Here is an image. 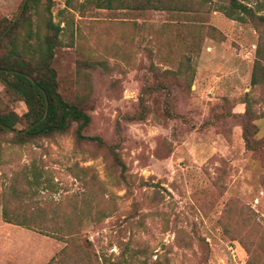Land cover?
Here are the masks:
<instances>
[{"label": "rangeland", "instance_id": "obj_1", "mask_svg": "<svg viewBox=\"0 0 264 264\" xmlns=\"http://www.w3.org/2000/svg\"><path fill=\"white\" fill-rule=\"evenodd\" d=\"M124 1L72 0L70 10L51 0L46 12L38 0L15 32L22 47L28 33L31 44L34 32L51 35L48 19L61 28L51 61L58 92L81 105L84 135L103 144L77 142L75 124L25 143L0 132V220L6 208L46 234L76 225V245L56 264L120 254L127 264H264V85H251L264 26L227 18L218 8L228 0H174L179 7L163 11ZM22 2L0 0V20ZM140 98L145 119L124 120ZM0 110L21 116L26 106L3 98ZM18 238L40 249L37 264L64 247L26 229Z\"/></svg>", "mask_w": 264, "mask_h": 264}, {"label": "trees", "instance_id": "obj_2", "mask_svg": "<svg viewBox=\"0 0 264 264\" xmlns=\"http://www.w3.org/2000/svg\"><path fill=\"white\" fill-rule=\"evenodd\" d=\"M38 0H28L24 6L23 12L18 21L12 26V28L6 33V35L0 40V48H4L5 52L0 56V84L4 90L0 95V101L3 98L7 100H19L26 106V112L21 116H18L13 111L0 110V132L11 133L13 138L18 143H25L31 138H51L57 135H63L67 133L73 124L74 137L77 142H95L96 144H103L99 137H90L84 135L85 129L89 126L90 116L82 109L78 103L67 102L58 92L56 83V72L51 67V61L54 54V48L57 45V39L61 32V28L58 25L48 19L45 21V29L51 33L39 38L38 32H34L33 37H36L34 44L29 42L32 37L31 33L26 34V40L22 47H19L16 31L21 26L34 5ZM96 8H113L114 4H117L119 8H128L129 5L124 0H95ZM66 8L74 10L75 7L72 0H64ZM131 7L135 10H152L163 11L168 9H175L179 7L176 1L170 2V0H130ZM51 0H48L46 6V12L50 10ZM81 6V5H79ZM219 11L222 12L227 18L244 22L247 18H251L253 21H257L264 26V0H228L227 4H220ZM14 20V19H13ZM12 20V21H13ZM12 21L0 20V34L7 28ZM8 41V42H7ZM7 42V43H6ZM10 71L18 72L19 74L10 73ZM20 74H26L32 77L36 85H32L27 79ZM251 85H264V47L259 43L256 47L255 62L253 64L251 74ZM41 88L46 94L49 102L48 114L43 122L31 129L27 134H15L13 131L18 125L24 127L21 131L26 130L32 124L38 122L44 114V97ZM140 109L136 115L131 117H124L126 121H142L146 117V107L143 98H140ZM169 116H172L170 112H167ZM5 127V128H4ZM119 128V126H118ZM9 129V130H8ZM245 146L250 150H255L251 146L247 136L244 133L243 136ZM32 176L31 179L27 178L29 184H39L37 177L40 174L33 172L29 173ZM28 176V174H26ZM1 218L4 223L21 227L26 230L35 231L39 234L55 239L64 244V247L47 263L53 264L58 257H63L65 253L76 245L77 238L74 236L77 234L72 229L76 225L69 221L63 223L61 228H55L50 234L42 233L34 227L29 226L27 223L19 222L14 219H10L7 216L6 208L2 209ZM80 227V225L78 226ZM62 229H65L62 231ZM64 232V234H62ZM127 247V245H126ZM116 261L106 259L105 257L95 256L93 259L90 255L87 256V264H127V261H122V254L118 256ZM137 257L136 254L131 256V259ZM141 264H146V259L139 260ZM102 261V262H101ZM58 261H56L57 263ZM54 263V264H56ZM63 263V262H62ZM151 264H170L167 260L161 261L157 257L156 261Z\"/></svg>", "mask_w": 264, "mask_h": 264}, {"label": "crops", "instance_id": "obj_3", "mask_svg": "<svg viewBox=\"0 0 264 264\" xmlns=\"http://www.w3.org/2000/svg\"><path fill=\"white\" fill-rule=\"evenodd\" d=\"M0 226V264H23L27 261L29 264H37L39 261V248L34 244H25L18 238V234L24 231L23 228L4 223ZM24 233V232H23ZM27 250L26 253H23ZM22 252V254L20 253Z\"/></svg>", "mask_w": 264, "mask_h": 264}, {"label": "water", "instance_id": "obj_4", "mask_svg": "<svg viewBox=\"0 0 264 264\" xmlns=\"http://www.w3.org/2000/svg\"><path fill=\"white\" fill-rule=\"evenodd\" d=\"M28 0H23V2L21 3L20 5V8L18 10V13L16 15V17L14 18V20L7 26V28L2 32V34H0V40L6 35V33L12 28V26L18 21V19L20 18L22 12H23V9H24V6L26 4ZM1 72V70H0ZM10 73H14V74H19L18 72H14V71H10ZM22 77H24L25 79H27L32 85H36L34 79L26 74H20ZM39 90L41 91V93L43 94V97H44V105H45V109H44V114L42 116V118L32 124L29 128H27L26 130L24 131H13L15 134H27L31 129H33L35 126L39 125L41 122H43L48 114V107H49V102H48V98L46 96V94L44 93V91L39 88ZM5 128V127H4ZM9 130V129H8Z\"/></svg>", "mask_w": 264, "mask_h": 264}]
</instances>
